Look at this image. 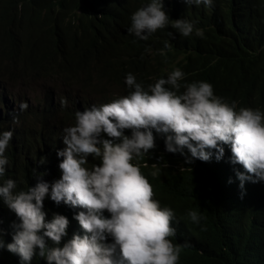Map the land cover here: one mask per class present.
Wrapping results in <instances>:
<instances>
[{
    "label": "clouds",
    "instance_id": "clouds-1",
    "mask_svg": "<svg viewBox=\"0 0 264 264\" xmlns=\"http://www.w3.org/2000/svg\"><path fill=\"white\" fill-rule=\"evenodd\" d=\"M234 3L237 0H148L130 14V24L121 29L112 53L120 50L126 31L139 42L167 29L182 38H203L204 30L190 15L218 14ZM76 8L60 0H0V39L9 41L11 52L23 61L41 58L69 64L68 52L79 49L74 45L78 30L69 25ZM233 24L247 28V23ZM90 27L81 36L84 44ZM170 47L165 40L159 54ZM112 53L93 67L114 70ZM164 69L165 76L145 84L129 72L124 79L127 95L69 111L73 118L58 133L55 147L31 151L34 167L41 168L30 175H9L8 145L13 141V153L23 156L28 147L17 139V132L0 131V201L15 214L1 228L6 233L3 237L0 232L1 258L7 257L9 264H33L34 256L46 264H178L181 248L189 245L170 239H178V221L156 198L158 189L152 183L157 182L159 190L163 184L155 171L158 165L168 166L160 162L162 156L172 157L166 159L177 175L212 159L229 167L227 181L237 186L241 199L249 186L264 183V112L238 108L211 82L191 77L188 65ZM30 80L51 87L64 82L54 72L25 82ZM27 107L26 101L19 102L20 111ZM44 174L30 183V176ZM46 201L69 206L71 215L49 216ZM186 215L192 223L202 219L191 209ZM67 228L73 232L68 234Z\"/></svg>",
    "mask_w": 264,
    "mask_h": 264
},
{
    "label": "trees",
    "instance_id": "trees-1",
    "mask_svg": "<svg viewBox=\"0 0 264 264\" xmlns=\"http://www.w3.org/2000/svg\"><path fill=\"white\" fill-rule=\"evenodd\" d=\"M60 1L67 8L77 7L70 15L69 25L78 30L74 45L79 49L68 52L69 64L41 58L23 61L11 52L9 41L0 39V131L17 132V139L28 147L26 156L13 153L16 149L13 141L12 147L8 145L6 148L5 155L12 159V166L8 168L10 176L13 173L30 175L41 168L39 164L34 167L31 151L44 147L48 152L55 147L58 133H62L73 118L69 111L90 107L96 100L108 101L127 95L130 89L124 79L129 72L136 76L138 82L145 84L165 76V66L188 65L191 77L211 82L232 98L229 101H236L238 108H259L264 112V0H237V3L213 15L192 13L191 19L198 22L196 27L204 30L203 38L195 35L182 38L174 30L167 29L139 42L126 31L120 50L114 53L121 29L126 30L130 24V14L148 0ZM170 13L175 17L173 10ZM234 22L247 23L246 30L242 26L235 27ZM89 27V40L84 44L81 36ZM165 40L171 47L160 55L158 50L163 48ZM186 41L196 43L188 46ZM146 48L151 51L146 52ZM109 53H112L110 60L115 57L114 70L93 67ZM52 72L63 78V84L74 91L73 95L68 91L55 104L50 96L41 109H31L32 95L18 94L15 96L17 107L11 109L9 98L13 97L15 87L9 88L13 84ZM53 87L58 89L57 85ZM53 87L50 89L56 90ZM35 99L40 102L38 97ZM22 100L28 104L24 111L18 108ZM10 110L13 111L11 115ZM38 125L42 128L29 136L25 134ZM166 158L172 157L167 155ZM166 158L162 156L160 162L168 166L158 165L155 169H158L159 180L163 182L160 190L157 182L152 183L158 189L156 198L173 210L178 221V239H170L174 244L187 242L189 245L181 248L178 264H264V183L249 186L241 199L237 186L227 181L229 167L212 159L199 162L191 171L177 175ZM46 176H30L29 181L32 183ZM47 206L49 216L57 213L68 218L71 215L70 207L63 203L57 205L48 201ZM6 209L0 201V232L3 237L6 233L1 228L9 225L15 215ZM189 209L202 217L199 223L188 219L186 211ZM71 232L73 230L67 228V233ZM48 243L53 246L50 241ZM32 261L33 264H46L39 256H34ZM9 262L7 257H0V264Z\"/></svg>",
    "mask_w": 264,
    "mask_h": 264
},
{
    "label": "rangeland",
    "instance_id": "rangeland-1",
    "mask_svg": "<svg viewBox=\"0 0 264 264\" xmlns=\"http://www.w3.org/2000/svg\"><path fill=\"white\" fill-rule=\"evenodd\" d=\"M35 84V85H34ZM34 85V86H33ZM15 87L13 91V97L9 98V105L12 110L16 109L17 104L15 103V96L18 94H30L32 95V101L29 103V107L31 109L42 108V105L45 103L48 97L52 96V102L53 104L57 103L59 100V97L70 91V95H73L74 91L70 89V87L66 84H59L58 89L57 87H53L56 90L50 89V85L45 82L37 83L33 80H30L29 82H21L17 84H13L9 89L11 90ZM31 88L33 90H31ZM23 90V91H22ZM34 93H33V92ZM23 92V93H22ZM27 92V93H25ZM35 97H38L40 99V102H38Z\"/></svg>",
    "mask_w": 264,
    "mask_h": 264
},
{
    "label": "bare ground",
    "instance_id": "bare-ground-1",
    "mask_svg": "<svg viewBox=\"0 0 264 264\" xmlns=\"http://www.w3.org/2000/svg\"><path fill=\"white\" fill-rule=\"evenodd\" d=\"M117 1H119V0H117ZM117 1H116V2H117ZM236 27H239V26H236ZM244 29H245V28H244ZM211 33H212V32H211ZM244 33H245V32H244ZM263 51H264V50H263ZM93 64H94V63H92V65H93ZM91 67H92V66H91ZM37 75H38V74H37ZM27 79H28V78H27ZM258 81H259V80H258ZM22 91H23V90H22ZM22 93H23V92H22ZM25 93H27V92H25ZM239 171H240V170H239ZM245 186H246V188L248 187V183H247V182L245 183ZM80 232H81V231H80Z\"/></svg>",
    "mask_w": 264,
    "mask_h": 264
}]
</instances>
